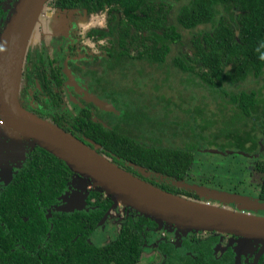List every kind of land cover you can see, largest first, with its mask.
Returning <instances> with one entry per match:
<instances>
[{"label": "flooded vegetation", "instance_id": "obj_1", "mask_svg": "<svg viewBox=\"0 0 264 264\" xmlns=\"http://www.w3.org/2000/svg\"><path fill=\"white\" fill-rule=\"evenodd\" d=\"M15 1L0 0V32ZM72 2H45V12L55 13L60 26L53 34H42L40 40L29 45L21 71L19 101L28 111L84 141L92 138L90 132L93 129L87 126L78 130V114L109 125L119 134L136 135L134 124L129 133L117 127L119 117L125 114L122 105L125 95L120 90V81H116L121 70V67L117 69L116 55L121 48L124 11L113 8L116 2L106 4L107 0ZM105 66L104 71H107L104 73ZM109 74L112 81H108ZM121 82L131 87L130 90L134 91L131 98H134L140 90L137 87L140 82L135 83H138L136 89L130 81ZM263 83L254 88L262 89L257 95L261 99V110L253 116L258 117L257 123L261 125L264 122ZM247 122L252 126L253 119L249 118ZM253 127H245L250 135L245 134V139L242 138V148L233 146L221 150L215 142L208 144L217 147L218 151L207 153L230 157L228 162L232 161L238 170L239 186L230 183V179L225 180L227 177L223 178L225 181L218 179L216 183L212 181L205 185L246 196L255 203L244 209L234 201L206 198L193 191L199 200L243 213L257 215L259 211L264 216V199L260 197L264 170L257 167L259 160L264 162V133L260 127ZM145 128V132L151 131L148 126ZM91 145L101 152L100 143ZM235 151L241 155H236ZM198 153L203 152L197 149L194 156ZM40 157L56 166V169L52 166L54 174H41ZM119 159L121 157L117 155L112 160L117 163ZM194 160L195 157L193 163ZM120 162L123 168L150 183L165 182L164 187L168 189L177 186L169 177L171 175L162 169L144 163ZM59 163L62 164L32 140L8 128L0 119V264H264V246L259 242L216 230L170 234L169 229L174 225L159 224L140 215L93 185L90 178L73 172L67 165V168H58ZM193 163L189 171L191 175L186 179L188 182H193L191 179L195 177L192 170L196 161L195 165ZM247 169H252L253 173H245ZM254 173L261 175L257 194L243 188ZM223 176L216 175L218 178ZM249 183L253 182L249 180ZM108 219L117 223L111 234L104 228ZM137 231L142 239L138 249L132 241V234ZM53 239L60 240L53 243ZM125 239L129 240V245H123L121 253L120 243ZM87 248L86 262L78 261L76 256ZM121 256L124 259L134 256V260L126 263Z\"/></svg>", "mask_w": 264, "mask_h": 264}, {"label": "trees", "instance_id": "obj_2", "mask_svg": "<svg viewBox=\"0 0 264 264\" xmlns=\"http://www.w3.org/2000/svg\"><path fill=\"white\" fill-rule=\"evenodd\" d=\"M66 1L75 4L79 0ZM112 2H116L113 8L125 14L121 22V48L116 50L119 61L117 69L121 67L116 81H130L132 87L137 81H160L162 85L178 81L181 87H175L179 92L176 97L180 99L175 103L176 119L169 124L163 120L162 125H166L160 132L168 129L174 136L177 134L175 123L179 122L183 127L181 138L185 135L188 141L184 144H164L160 136L153 137L145 132V114L151 108L160 113V104L154 100L142 107L148 97H140L136 92V98H131L134 91L121 82L120 90L125 95L122 100L125 114L119 120L132 121L137 129L136 135L119 134L109 125L100 121L96 123L78 114V130H84L87 126L93 129L90 139L100 143V153L110 160L117 155L121 157L117 162L119 166L120 160H126L162 169L171 175L169 177L174 183L175 180L189 179L197 149L211 152L200 143L207 131L209 142H215L221 150L233 146L243 147L242 138L245 139V134L247 137L250 135L249 131H245L249 118L253 119L250 128L258 126L264 133V122L261 125L257 123L258 117H253L261 110V99L257 95L261 94L262 89L240 88L243 82L264 81V0H107L106 4ZM88 4L95 6L94 3ZM107 78L112 81L111 74ZM137 84L134 85L135 89ZM154 86L158 87V82ZM233 86L239 87L238 90L228 89ZM188 87L194 91L201 89L207 94L197 95L193 90L186 92ZM261 88L264 89V83ZM170 105L167 99L161 105L165 109L163 112L171 111ZM163 112L160 114L164 116ZM222 117L220 126L223 127L211 132ZM86 135L89 136L88 133ZM84 142L93 147L88 141ZM234 153L241 155L238 151ZM48 154L62 163L58 164V168H67L63 160L50 152ZM39 162L42 175L47 172L54 174L55 165L41 157ZM135 163L134 166L137 165ZM257 167L264 170V162L259 160ZM153 184L172 193L199 200L193 191L177 188L178 185L168 189L164 187L165 182L160 184L153 181ZM260 197L264 199V183ZM138 227L142 228L140 224ZM55 240L60 239L51 241L54 243ZM132 241L136 243L137 249L140 248L142 239L138 231L133 232ZM120 245V252L123 253L122 247L129 245V240L125 239ZM83 251L76 258L86 262L89 249ZM120 259L127 263L133 261L134 256L131 259L121 256Z\"/></svg>", "mask_w": 264, "mask_h": 264}, {"label": "water", "instance_id": "obj_3", "mask_svg": "<svg viewBox=\"0 0 264 264\" xmlns=\"http://www.w3.org/2000/svg\"><path fill=\"white\" fill-rule=\"evenodd\" d=\"M46 1L16 0L0 32V119L6 126L63 160L73 172L90 178L93 185L114 199L153 218L159 224L186 230L232 233L264 246V216L238 212L164 190L132 174L98 152L96 147L89 146L71 132L21 105V71L34 30L40 22H45L43 33H50L58 23L55 13L45 12ZM87 140L95 143L91 139ZM136 167L143 169L140 165ZM175 182L199 196L234 201L244 209H249V204L255 203L246 196L204 184L186 180Z\"/></svg>", "mask_w": 264, "mask_h": 264}, {"label": "rangeland", "instance_id": "obj_4", "mask_svg": "<svg viewBox=\"0 0 264 264\" xmlns=\"http://www.w3.org/2000/svg\"><path fill=\"white\" fill-rule=\"evenodd\" d=\"M60 26V23L58 22L55 27L53 29L50 30V33L52 32V34L56 31V29H58ZM45 29V22H40L39 25L37 26V28L34 30V35L32 38V41L30 44L36 43L38 40H40L41 35L44 34L43 30ZM26 57V56H25ZM106 69V66L103 67V71ZM149 72H151V70H148ZM140 83L137 85V87H140V90L137 91L138 95L140 97H145L147 96L148 98H146L144 105H142V107H146L147 106V102H153L158 101L157 103L160 104V113L165 111V109L161 108V105H164L167 102V99L170 100L171 105L170 107L172 108L171 111H166L163 112L164 116L160 113H157L156 110L152 109L149 110L148 109V114H145V116H147L145 119V124L146 126H148L151 130L153 131H146L148 132L150 135H153V137H159L162 138L163 143L164 144H169V145H173L174 143L176 144H180V143H185L188 141V139H186L185 135L182 137L183 134V127L182 124L177 122L175 123V126L177 128V134H175L174 136H172L170 134L169 131L171 130H165V132H160L162 130V127L165 126L166 124L162 122L163 120H165L167 122V124L171 123V120L176 119L175 117V113L177 112V107L175 106L177 102L180 101V99L178 97H176V93H179L175 87H181V85L177 84L178 81H170L169 84H159L160 81H139ZM158 82V87L154 86L155 83ZM121 83V81H120ZM262 83V81H248V82H243L240 85V88L245 87V88H257L260 86V84ZM239 87H229L228 89H234V90H238ZM193 89L191 88H186V92L188 91H192ZM194 91V90H193ZM195 94H207V92L199 89L194 91ZM151 93L152 96L149 94ZM208 97H210L208 95ZM122 98V96H121ZM175 109V111H174ZM214 110H216L215 108H213ZM135 111V110H134ZM134 111L132 112V114L134 113ZM233 112V110H231ZM166 115V116H165ZM167 117V118H166ZM123 117H119V119H122ZM181 119V116H180ZM221 119L219 120V123L217 124V126H214L213 129H211V132H216L217 130L221 129L223 126H220L221 124ZM250 124L249 122L246 123L245 127L250 128ZM117 127L119 130H124L127 133H129L128 131H130L131 127H133V123H130L128 121L124 122L123 120H118L117 123ZM145 128V127H144ZM158 131V132H157ZM208 131L205 133L204 138L202 139V141H200V143L202 144V146L204 148H214L212 145H208L210 144L209 141H207L208 138ZM130 135H133L131 133H129ZM214 139V138H213ZM202 148V147H201ZM217 147H215L214 149H216ZM195 160H194V165H195V161H196V167L192 170L193 173L195 174L194 178L191 179V181L195 182V183H200V184H207V183H211L212 181L214 183H216V180L218 179H223L224 177L226 178L225 180L230 179V183L236 184L239 186L238 184V180H239V175H238V170L236 169V166L233 167L232 165V161L228 162L227 159H229L230 157L228 156H223L220 154H212V153H207V152H203V153H198L195 156ZM256 159V158H255ZM249 173L252 174L253 170L252 169H247L245 171V173ZM216 175L223 176L222 178H218L216 177ZM224 180V179H223ZM224 180V181H225ZM249 180L253 183H249ZM249 180L247 179V182L244 184V189H246V191H252L254 193H258V190L260 188L261 185V175L260 174H253L252 177L249 178ZM208 186V185H206ZM213 204V203H212ZM228 208H230L229 206H227ZM257 212V211H255ZM257 215L259 214V211L257 212ZM117 226V223H115L113 220L108 219L105 224H104V228L105 231L108 234H111V232L113 230H115ZM163 228H166V226H162ZM170 234L173 235H184L189 233V230L183 229V228H179L176 226H173L169 229Z\"/></svg>", "mask_w": 264, "mask_h": 264}, {"label": "clouds", "instance_id": "obj_5", "mask_svg": "<svg viewBox=\"0 0 264 264\" xmlns=\"http://www.w3.org/2000/svg\"><path fill=\"white\" fill-rule=\"evenodd\" d=\"M206 149H214V148H206ZM218 150V149H217ZM212 153H217V152H212Z\"/></svg>", "mask_w": 264, "mask_h": 264}]
</instances>
